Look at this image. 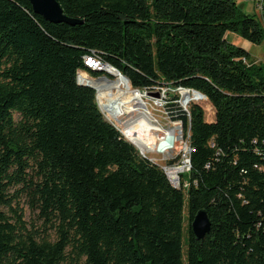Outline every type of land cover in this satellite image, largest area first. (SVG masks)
Masks as SVG:
<instances>
[{"label":"trees","instance_id":"16d2710c","mask_svg":"<svg viewBox=\"0 0 264 264\" xmlns=\"http://www.w3.org/2000/svg\"><path fill=\"white\" fill-rule=\"evenodd\" d=\"M57 1L81 23L0 0V264H264V64L226 38L261 43L259 17L235 0ZM92 55L128 87L182 86L212 106L210 121L196 103L169 112L191 149L179 187L77 83L98 75ZM21 196L54 238L28 227Z\"/></svg>","mask_w":264,"mask_h":264},{"label":"bare ground","instance_id":"6f19581e","mask_svg":"<svg viewBox=\"0 0 264 264\" xmlns=\"http://www.w3.org/2000/svg\"><path fill=\"white\" fill-rule=\"evenodd\" d=\"M85 60L86 66L92 70L97 71L105 68L108 72L110 71L108 64L97 63L95 59L90 57H86ZM112 69L117 73V80L114 81L106 79L92 80L84 72L77 77L78 80H81L80 78L84 74L89 81L92 80L90 84L95 87L97 98L103 101L100 105L97 103L103 115L111 123L118 125L123 136L144 155L158 152V147L161 148V145L168 144V142H181L182 126L177 124L162 130L146 111L142 95L137 90L128 87L123 82L122 77L118 76V71L115 68ZM82 79L87 81L86 78ZM117 101H122L119 106L120 111L117 109ZM161 131H163L162 134ZM166 170L167 175H165L170 182L174 185L177 184L178 175L180 176V173L183 172V166L181 164L170 165L167 166Z\"/></svg>","mask_w":264,"mask_h":264},{"label":"rangeland","instance_id":"374dc122","mask_svg":"<svg viewBox=\"0 0 264 264\" xmlns=\"http://www.w3.org/2000/svg\"><path fill=\"white\" fill-rule=\"evenodd\" d=\"M257 1L258 0H235L237 5L243 10L244 13L250 14V15H252V14L256 15L257 17H259V20L264 25L263 17H262V15H261V13H260L257 5H256ZM226 38L229 42L247 50L255 62L264 64V41H262L259 44H254V43H251L250 41L242 38L238 34H236L234 32H230V31L227 32ZM85 65H87L86 60H85ZM97 71L99 72L97 76H90L85 71H80V73L84 72L88 75V77L94 78V79L98 76L107 75L108 77H110L111 80H117V73L111 67H110V71H109V73L111 72V75L106 74L101 70H97ZM82 78H86L89 83L87 81H84V79H82ZM80 79L81 80H78L76 78V80H78V82H86L88 84H90V81H92V80L89 81L88 78L84 74H82ZM96 101L99 105L103 103V101L100 98H97V95H96ZM121 103H122V101H117L118 111H120L119 106ZM199 104L204 109L206 120L207 121L212 120L214 112H213V108L210 105V103L208 102V100H207V102L205 101V102L199 103ZM148 109L150 110L153 117L155 118L156 124H158L160 126V128L166 127V124H165L166 123V118H165L166 116L164 114V111H155V110H152V108H150V107H148ZM175 110H177V111L182 110V108L177 106L172 101L171 97L169 96V98L165 102V111H167L168 115L170 116L171 114L169 112L175 111ZM113 125H115V124H113ZM115 127L118 130L120 129L118 125L117 126L115 125ZM162 132L163 131H161L160 133L162 134ZM120 133H121V131H120ZM183 134L184 133L182 131V137H183ZM122 136H123V134H122ZM171 143H172V147L170 149L164 151L163 153H152V154L145 155L149 159H151V158L156 159L157 162L153 161L152 159H151V161H153L156 164H159L166 175H167V172H166L167 168L164 169L163 165H171V164H177V163L182 162L185 159L186 152L188 151V149L184 148L185 146H188V144H189L188 139L186 141L185 136H184V139L182 138L181 142H171ZM171 160L173 162L169 163V161H171ZM186 171H187V169H184V171L180 173V176L178 175V181H177V184H175L176 187H179L180 178H182L183 173H185ZM19 204L23 209V213H24L23 218L27 222V225L30 229L38 230L39 235H44L46 232L48 235L51 236V238H54V229L49 228L47 226L48 223L44 222V217L39 214V210L33 208L30 205L29 200L26 197L21 196L20 200H19ZM184 215H185V221H184V233H183L184 235L183 236L185 238L186 232H187V227H188V221H187L188 212H187L186 207L184 209ZM44 223H46V225ZM45 226H46V229H45ZM185 251H186V245H185V243H183V258H184V260H185Z\"/></svg>","mask_w":264,"mask_h":264},{"label":"built area","instance_id":"2783aa9c","mask_svg":"<svg viewBox=\"0 0 264 264\" xmlns=\"http://www.w3.org/2000/svg\"><path fill=\"white\" fill-rule=\"evenodd\" d=\"M256 5H257L261 15H263V0H258L256 2ZM88 57H91V59H95L97 63L107 64V63H103L95 55L88 56ZM109 67H112V66L109 65ZM112 68H114V67H112ZM115 70L118 71V76H123L119 70H117L116 68H115ZM79 74H80V71L77 72V77ZM91 79L94 80V78H91ZM132 89L137 90L142 95V100H143V104L145 106V109L149 113L150 117L153 118V120H155V118L153 117V115L150 112V110L148 109V107L152 108V110H155V111H164V114L166 116L165 117L166 118V123H165L166 127H161V129H163V130H165L169 127H173L177 124L182 126L180 120L172 119L171 116L168 115V112L165 111V102L169 98V96L171 97L172 101L177 106L182 108L183 112H185L188 117H189V106H190V104L191 103H196V104L200 103L197 100L192 99V94L194 92L193 89L185 88L182 86H172V85L163 84L162 86L149 88V89H147V88H145V89L132 88ZM96 95L97 94H96V90H95V99H96ZM155 123H156V120H155ZM182 131H183V129H182ZM183 133H184V131H183ZM185 137H186V141H187L188 137L187 136H185ZM182 138L184 139V134H183ZM171 142H173V141H171ZM171 142H168V144L161 145V148L158 147L159 149H158V152H156V153H163L164 151L170 149L172 147ZM185 147H186V149H188V151L186 152V156H185V159L183 160V163L180 162V163L171 164V165L181 164L183 166V171H184V169H187V171H188L189 167H190L189 153H190L191 149H190L189 144H188V146H185ZM139 153L142 156H145L144 154H142L140 152V150H139ZM167 166H170V165H163L164 168H167Z\"/></svg>","mask_w":264,"mask_h":264},{"label":"water","instance_id":"95a60500","mask_svg":"<svg viewBox=\"0 0 264 264\" xmlns=\"http://www.w3.org/2000/svg\"><path fill=\"white\" fill-rule=\"evenodd\" d=\"M28 1L30 2L33 11L36 14L41 15L45 20H47L49 22L66 23L68 25H75V24L81 23V21H79L78 19L71 18V17L67 16L63 12V10H62V8H61V6L57 0H28ZM101 71H103L106 74L111 75V73H109L107 70H105V68H102ZM123 77H125V76H123ZM99 79H106L108 81H113V80L109 79L106 75L98 76L94 80H99ZM127 81H128V79H127ZM77 83L80 85L89 86L95 90V87L91 84H88V83L82 84V83H79L78 81H77ZM195 92H198V91H195ZM96 104H97V101H96ZM97 107L100 110V112L102 113L98 104H97ZM105 119L108 122H110L106 117H105ZM111 124H113V123H111ZM143 157L147 158L146 156H143ZM147 159L151 161V159H149V158H147ZM173 186H175V185H173ZM190 227H191L192 233L194 234V236L197 239H203L205 237V235L210 232L211 221H210V218H209L205 209H199L195 213V215H194V217L190 223Z\"/></svg>","mask_w":264,"mask_h":264},{"label":"crops","instance_id":"0c3cea01","mask_svg":"<svg viewBox=\"0 0 264 264\" xmlns=\"http://www.w3.org/2000/svg\"><path fill=\"white\" fill-rule=\"evenodd\" d=\"M80 83H85L86 84V82H80Z\"/></svg>","mask_w":264,"mask_h":264}]
</instances>
